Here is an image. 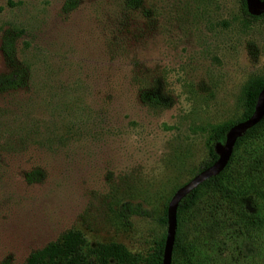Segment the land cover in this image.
Listing matches in <instances>:
<instances>
[{"label":"rangeland","instance_id":"obj_1","mask_svg":"<svg viewBox=\"0 0 264 264\" xmlns=\"http://www.w3.org/2000/svg\"><path fill=\"white\" fill-rule=\"evenodd\" d=\"M66 1L0 0V75L24 70L0 92V264H23L71 229L89 247L146 252L206 158L209 127L239 117L243 85L264 73V25L241 0ZM145 89L160 105L141 102ZM223 182L256 222L214 213L204 195L181 223L188 261L175 264H264V133Z\"/></svg>","mask_w":264,"mask_h":264},{"label":"trees","instance_id":"obj_2","mask_svg":"<svg viewBox=\"0 0 264 264\" xmlns=\"http://www.w3.org/2000/svg\"><path fill=\"white\" fill-rule=\"evenodd\" d=\"M264 1V0H261ZM138 0H124L126 8L132 10L138 6ZM75 0H67L65 9L71 10L75 7ZM242 13L250 21H259L264 25V13L260 16H250L246 11L245 0H241ZM15 36L5 33L1 37V52L7 60L13 58ZM24 70L17 68L7 75H0V92L15 90L22 84ZM264 89V73L262 75L249 78L242 87L241 92V112L239 117L233 121L218 123L209 127L205 146L207 156L202 161L198 172L212 165L216 159L215 145H223L226 134L236 123L248 119L255 107L256 99L260 91ZM140 100L146 105H160V99L152 90H142ZM264 133V114L262 119L253 127L249 128L234 145L232 155L224 168L217 176L211 177L200 184L197 188L187 194L178 204L176 210V232L172 247L171 264H175L179 259L188 261V249L181 235V223L188 214L205 195L212 202L208 204L212 211H223L225 214L239 209V216L246 223L254 224L257 217L246 213L242 207L241 199L236 193L228 188L223 182L225 172L230 167L235 153L249 140L260 138ZM196 173V174H197ZM42 172L38 169L26 172L23 178L27 184L40 181ZM167 205L164 207L163 216L158 219L162 226L167 225L166 217ZM166 231L156 238L151 247L144 253L131 252L123 244L118 242H100L89 247L82 232L79 230H68L56 240L47 243L40 249L31 252L23 264H162L163 249ZM2 264H8L7 261Z\"/></svg>","mask_w":264,"mask_h":264},{"label":"water","instance_id":"obj_3","mask_svg":"<svg viewBox=\"0 0 264 264\" xmlns=\"http://www.w3.org/2000/svg\"><path fill=\"white\" fill-rule=\"evenodd\" d=\"M246 11L250 16H260L264 13V1L261 0H245ZM264 114V89L257 96L254 111L252 115L239 123L233 125L226 134L223 145H215L217 154L216 161L206 169L195 174L189 181L180 186L170 198L167 210L166 236L163 249L162 264H171L172 247L176 232V210L180 201L197 188L207 179L217 176L226 167L235 145L236 140L241 137L249 128L256 125Z\"/></svg>","mask_w":264,"mask_h":264}]
</instances>
